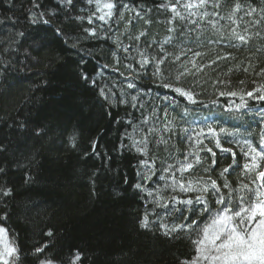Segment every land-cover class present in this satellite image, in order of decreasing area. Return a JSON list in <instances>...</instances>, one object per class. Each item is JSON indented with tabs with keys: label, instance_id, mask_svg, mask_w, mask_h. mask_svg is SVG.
Returning <instances> with one entry per match:
<instances>
[{
	"label": "trees",
	"instance_id": "obj_1",
	"mask_svg": "<svg viewBox=\"0 0 264 264\" xmlns=\"http://www.w3.org/2000/svg\"><path fill=\"white\" fill-rule=\"evenodd\" d=\"M237 2L257 9L252 17L237 13L239 27L227 19ZM35 3L47 24L31 22ZM116 3L115 14L105 23L98 19L102 13L96 12L95 3L87 0H73L72 5L66 0H0V226L19 249L15 264H41L48 259L55 264H180L193 254L189 239L184 235L169 238L156 223L178 222L177 214L171 208L157 207L155 195L147 196L134 185L141 183L151 190L162 184L158 179L161 161L183 160L189 150L180 129L215 122L237 132L234 139L239 144L221 134L222 146L236 152L237 166L228 175L235 186L241 178L239 165L246 162L240 148L245 140L258 143L264 132V102L246 97L247 110L228 113L225 105L236 98L218 94L264 85V75H257L264 68V20L259 25L251 23L261 18L264 0H219V8L209 5L208 12L225 17L217 25L223 39L208 23L218 17H193L197 24L179 19L169 24L172 13L162 5L170 6L175 0ZM125 3L136 7L140 17L120 7ZM92 12L96 17L88 24L86 17ZM121 12L124 19H120ZM78 16L85 19L77 20ZM93 27L97 35L90 37L84 29ZM169 28L175 30L169 32ZM232 28L250 37L249 42L231 39ZM140 32L146 35L137 44L134 37ZM169 36L172 42L165 44ZM41 39L46 46L37 48ZM129 45L126 54L123 48ZM161 45L172 56L183 48L187 55L180 62L195 60L203 69L177 82L180 62L173 64L170 56L161 65L167 82L194 90L200 103L191 104L170 88L160 87V76L153 75L155 68L149 64L141 69L136 63L137 46L147 49L151 58L162 55L157 51ZM195 52L201 56H194ZM213 60L216 63L211 64ZM218 80L226 83L217 84ZM129 82L136 88H128ZM100 88L129 103H118L111 95L106 102ZM132 95L139 97L137 107L131 106ZM154 109L160 117L153 121L154 128L163 129L167 110L169 119L175 117L176 134H150L148 156L143 157L126 137L132 133L141 139L139 130L133 133L132 129ZM139 127L147 133V125ZM160 135L168 140L167 145L156 143ZM205 144L216 152L212 177L217 179L219 170L232 164L231 154L218 150L212 139ZM201 156L205 165L211 164L207 152ZM142 159H155L157 175L151 181L143 179ZM184 175L204 173L198 166ZM175 195L183 197L179 192ZM145 213L148 228L140 225ZM37 248L44 250L37 252Z\"/></svg>",
	"mask_w": 264,
	"mask_h": 264
},
{
	"label": "snow or ice",
	"instance_id": "obj_2",
	"mask_svg": "<svg viewBox=\"0 0 264 264\" xmlns=\"http://www.w3.org/2000/svg\"><path fill=\"white\" fill-rule=\"evenodd\" d=\"M68 5H72L73 0H66ZM88 4L95 3L96 12H101L98 19L107 23L109 19L115 14L117 9L116 0H108V2H102V0H87ZM211 5L213 8H219V0H175V3L169 5H162L167 7L172 13L169 24H173L177 19L187 20L190 24H197V19L193 17H199L200 20H204L210 16L218 17L219 19L208 20V23L220 34V38H224V33L221 28L217 27L220 20L225 17L220 16L219 12H208L207 7ZM37 9L32 13V23L39 22L48 23V20L44 19V13L40 11V5L35 3ZM121 8L129 9L135 13L136 17H140V11L129 4H121ZM183 11H182V10ZM203 10V11H201ZM261 18L252 20L253 25L261 24L264 20V8L261 10ZM96 12H92L87 16L88 24L93 23ZM257 12L255 7L249 5L244 7L240 2L235 3L232 12L227 19L237 27H239V20L236 18L237 13H243L244 16L252 17ZM243 17L241 16L240 19ZM77 20H84L85 17L78 16ZM120 19H124L123 12L120 13ZM131 24L132 21H127ZM146 24H150L151 21H145ZM174 28H169V32H173ZM88 36L94 37L97 35L96 28L84 29ZM191 31V29H189ZM247 32V27L244 29ZM259 33H257L258 35ZM145 32H140L134 39L139 44L140 37L145 36ZM230 38L240 41L243 44H247L250 37L241 34L232 28L230 32ZM172 37L169 36L165 40V44L172 42ZM45 45L44 40L41 39L37 42V48H43ZM75 47V45H73ZM131 45L123 48V51L127 54L131 49ZM149 48L151 45L148 46ZM35 50V49H34ZM162 55H151L147 49H142L137 46L136 52L139 56L137 64L141 69H145L146 66L151 64L155 68L153 75L160 76V87L170 88L173 92L179 94L185 98L191 104L200 103L196 98L194 90H186L184 87H175L171 82H167L161 72V65L165 64V61L169 60L172 56L171 53L165 51L164 45H161L157 50ZM191 51V49H188ZM115 55V54H114ZM187 51L183 48L180 49L179 55L172 56V63L181 61V56H186ZM194 56H201L200 52H195ZM230 55V54H229ZM226 57H218V59H224ZM119 63V60L116 61ZM216 63L215 60L210 62ZM191 64V68L188 67ZM207 66V65H206ZM129 68L134 65L129 64ZM192 69L196 71L193 72ZM248 69L245 68L244 71ZM203 69L197 65L195 60H189L187 63L180 62L177 67V74L175 81L179 82L182 78L188 75L195 76ZM257 75H264V68L260 70ZM87 79V76L82 77ZM95 84V81L92 82ZM217 84L226 83L225 81L218 80ZM243 84V81H241ZM255 84V81H253ZM128 88L135 89L136 84L129 82ZM100 96L107 102L110 95L114 101L118 103H129L124 98L117 100L116 94L111 90L108 92L104 88L99 89ZM219 96L231 97L233 99L231 103L225 105V111L228 113L240 112L247 110L248 100L251 98L256 101L264 102V85L259 87H253L252 90L246 92L237 91H220ZM139 97L137 95L131 96V106L137 107V101ZM167 100V97L164 98ZM215 103V101H213ZM141 108L143 105H139ZM188 109H184V114L187 115ZM169 112L164 111V125L163 129H155L153 121L160 117L156 115L155 109L151 115H144L142 120L139 121L137 127L132 129L133 133L139 130L141 139H136L132 133L127 135V139L131 142L132 148L140 153L141 156L147 157L149 152V135L156 132L163 131L164 133L176 134V128L173 121L175 117L169 119ZM127 123L131 126L132 121ZM139 124L147 125V133L143 128L139 127ZM185 133V140L189 145V150L184 153L183 160L174 159L173 163H169L167 160L161 161V167L159 169V181L163 182L157 185L155 189L144 188L141 183H137L134 187L138 190H142L147 196L155 195L156 199L154 203L157 207L164 209L171 208V212H175L177 215L174 219L178 222L163 223L157 220L156 223L163 231L165 236L173 238L175 236H186L193 249V254L180 261V264H264V132H261L258 143H254L248 140L244 141V146L240 148L245 163L239 165L241 169V178L234 186L228 179L230 170L236 167V152L231 148H224L221 144V134L230 138V142H235V136L237 132L229 131L223 126H215L213 123H205L203 126L196 124L195 127H183L180 129ZM171 136H169V139ZM208 139L214 140L215 147L223 152L231 154L232 164L219 170L218 178L213 179L212 173L216 170V152L212 147H208L205 141ZM157 144L163 143L167 145L168 140H165L163 135H160ZM73 146H75V137H73ZM123 146V145H122ZM93 149H95V142L93 143ZM202 152H207L211 157V164L205 165L201 156ZM172 155L171 153L169 154ZM140 164L145 169L142 173L145 182L151 181L153 176L157 175L155 159H142ZM200 167L204 175H193L191 177H185V173H191L193 169ZM179 173V176H177ZM167 192L169 195L165 196ZM183 194L175 195V193ZM211 198V204H210ZM163 201V203H161ZM170 212H165V216H170ZM191 218V219H190ZM150 224L149 216L145 213L141 217L140 225L143 228H148ZM51 232L48 233L51 236ZM43 248H37V252H43ZM19 259V249L14 242L11 241L8 230L4 227H0V264H15ZM76 259L79 260L80 256L77 255ZM41 264H53L51 259L41 261Z\"/></svg>",
	"mask_w": 264,
	"mask_h": 264
},
{
	"label": "rangeland",
	"instance_id": "obj_3",
	"mask_svg": "<svg viewBox=\"0 0 264 264\" xmlns=\"http://www.w3.org/2000/svg\"><path fill=\"white\" fill-rule=\"evenodd\" d=\"M0 227H2V226H0ZM53 264H55V263H53Z\"/></svg>",
	"mask_w": 264,
	"mask_h": 264
}]
</instances>
